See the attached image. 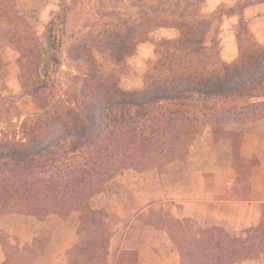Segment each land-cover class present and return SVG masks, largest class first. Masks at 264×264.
Returning a JSON list of instances; mask_svg holds the SVG:
<instances>
[{
	"label": "trees",
	"instance_id": "1",
	"mask_svg": "<svg viewBox=\"0 0 264 264\" xmlns=\"http://www.w3.org/2000/svg\"><path fill=\"white\" fill-rule=\"evenodd\" d=\"M82 1L59 0L44 26L45 46L39 47L16 0H0V42L19 54L21 73L18 95L0 93V216L43 221L55 215L72 223L77 241L65 264H137V253L126 250L110 263L109 215L93 208L90 199L126 170L162 172L185 162L206 127L214 142L232 138L235 159L242 132L224 127L264 117V45L251 35L243 44L236 34L238 57L225 63L219 34L235 7L208 11V0H159L144 31L154 38L155 31L169 29L175 37L157 41V59L141 88H121L112 65L80 56L70 58L74 74L62 75V81L61 40L68 14ZM238 25L243 29V21ZM141 28L132 26L133 47L141 42ZM116 49L108 53L113 65L120 61ZM79 60L86 66L75 64ZM35 62L42 64L39 82L28 87L24 70ZM19 103L31 107L22 115ZM160 221L183 263L234 264L264 254V208L256 225L234 234L190 220L160 216ZM49 235L43 232L23 245L3 242L4 264H35Z\"/></svg>",
	"mask_w": 264,
	"mask_h": 264
},
{
	"label": "rangeland",
	"instance_id": "2",
	"mask_svg": "<svg viewBox=\"0 0 264 264\" xmlns=\"http://www.w3.org/2000/svg\"><path fill=\"white\" fill-rule=\"evenodd\" d=\"M156 2L160 1L83 0L81 3L76 4L68 14L65 28L66 33L61 40V48L59 52L61 66L58 71V77L60 78L61 76V80L64 81L62 75H65L66 77L70 74H74V63L70 61V58L80 56L83 60H88L90 57L95 59L97 64L112 65L111 67L115 70L116 79H118V84L121 88L125 89L123 83L126 85L130 80H139L141 86L138 88H141L144 76L150 72L157 59V41L162 38L170 39L175 37V32L169 29L155 31L153 33L154 38H150L147 32H145L146 29L144 25L147 18H149L150 8L156 4ZM58 4L59 0H16L17 11L31 25L34 33L38 37V44H40L39 47L45 46V41L42 37L44 26L50 19L51 15L58 10ZM221 6L224 8L235 7V12L230 17H238V23L239 21H243V29H240L238 23L229 26L227 29H222L221 26V32L219 34V56L225 63H231L239 54L236 34H239V38L243 44L246 35H251L255 40L254 35L250 31V27L256 22L264 21V11L252 12V10L264 8V0L207 1L208 11H214ZM246 12H252V14L250 16H245ZM230 17L223 18L222 25L225 20ZM138 24H142L143 28H141L142 30H140V32L144 33L139 36L141 42L133 47L135 32H132L134 31L132 30V26ZM246 31L248 34L245 33ZM103 43L106 47L103 46ZM108 44H110L109 47ZM145 44L154 45L153 51L155 60L148 63L147 71L143 73L142 77H140L133 68L125 65V59L132 56L138 46ZM115 46L117 48L116 51L118 52V47H122V49L118 54L120 61L113 65L115 60H112V56H109L108 53L109 48L112 50ZM18 58L19 54L15 50L8 47L5 43L0 42V93L2 94L18 95L21 91V73ZM82 62L85 63L84 61L79 60L75 64L84 65ZM40 67H42L41 62H35L24 70V81L28 87L39 82L37 75L38 70L41 69ZM121 78H123V81ZM30 107L31 106L28 103H19V114L23 115L28 109H30ZM236 124L233 125L230 123L224 128L227 129V131H230V128H236ZM235 131L237 132L238 130ZM183 163L184 162L174 164L176 165L174 166L175 168H173L174 171L170 172L172 180L177 175L181 176L184 172ZM119 175H117V177ZM112 180H109L107 184ZM119 192L120 197H114L113 195L104 207L97 202H90V205L93 208L104 209L109 215L108 225L111 230V237L107 246L110 251L108 257L109 260L116 257L117 252L114 251V247L122 242L124 236L126 239L124 241L123 249L126 248V251H132L129 250V248H131V243L129 242L132 240L135 233V231H132V228L141 226L137 221L138 219H135L134 217L135 206L131 193L125 188H121ZM94 196L96 197L97 195ZM160 209L161 212H157L159 215L162 214V211L163 213L171 212L170 206L161 207ZM139 219L142 221L144 220V225L146 226L153 224L152 215L143 217L139 216ZM43 232H47L50 235L46 242L45 240L41 241L42 245L45 247V252L35 257V264H65L67 262V251L77 241L73 224L68 221H63L55 215L49 216L45 220L40 221L33 216L19 214H5L0 216V264H4L5 260L4 249L1 245L3 242L14 244L16 240L20 245L29 244L34 237L40 236ZM258 262L264 264V254L261 255L259 260H254L253 264H257ZM182 264L188 263L186 261L183 263L182 260Z\"/></svg>",
	"mask_w": 264,
	"mask_h": 264
},
{
	"label": "crops",
	"instance_id": "3",
	"mask_svg": "<svg viewBox=\"0 0 264 264\" xmlns=\"http://www.w3.org/2000/svg\"><path fill=\"white\" fill-rule=\"evenodd\" d=\"M137 82L130 80L123 86L136 89ZM229 130L242 132L235 159L232 138L228 135L214 142L210 128H206L190 147L181 176L173 180L170 177L176 165L162 172L124 171L102 193L90 199L104 207L113 195L120 197L121 188L131 193L134 217L141 224L132 228L135 233L129 242V250L137 253V264H182L160 216L163 221L190 220L200 228L218 227L230 234L259 222L264 208V117L236 124V128ZM165 206H170L171 212L159 215L157 212ZM148 215H152L153 224L146 226L139 216ZM125 239L124 236L114 247L117 255L110 263H114L120 251L126 250ZM253 261L234 264H253Z\"/></svg>",
	"mask_w": 264,
	"mask_h": 264
},
{
	"label": "clouds",
	"instance_id": "4",
	"mask_svg": "<svg viewBox=\"0 0 264 264\" xmlns=\"http://www.w3.org/2000/svg\"><path fill=\"white\" fill-rule=\"evenodd\" d=\"M255 11H264V8L252 10V12ZM252 12H246L245 16H250ZM238 19L239 18L236 16L226 19L222 25V29H227L229 26L236 25L238 23ZM250 31L254 35L256 42L260 45H264V21L256 22L251 25ZM153 48L154 45L147 44L138 46L134 54L125 59V65L133 68L139 76L142 77L143 73H145L148 69V63L155 60ZM121 80L123 81V78H121ZM137 86H141L139 80L137 82Z\"/></svg>",
	"mask_w": 264,
	"mask_h": 264
}]
</instances>
